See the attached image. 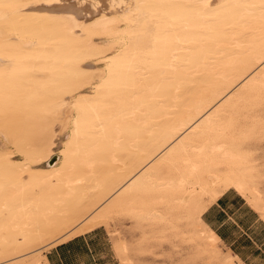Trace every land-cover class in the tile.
<instances>
[{
  "label": "bare ground",
  "instance_id": "bare-ground-1",
  "mask_svg": "<svg viewBox=\"0 0 264 264\" xmlns=\"http://www.w3.org/2000/svg\"><path fill=\"white\" fill-rule=\"evenodd\" d=\"M262 141L264 0H0V264L98 228L193 260L214 187L264 217Z\"/></svg>",
  "mask_w": 264,
  "mask_h": 264
},
{
  "label": "crops",
  "instance_id": "crops-1",
  "mask_svg": "<svg viewBox=\"0 0 264 264\" xmlns=\"http://www.w3.org/2000/svg\"><path fill=\"white\" fill-rule=\"evenodd\" d=\"M218 199L220 201L218 203L216 201L202 216L207 226L242 262L264 264V223L262 220L233 191L226 192ZM96 230L76 237L79 240L69 245L67 244L75 238L49 249L44 253L48 264H108L102 262L106 255H98L94 250V244L85 240V236ZM114 257L116 261L112 253L109 255L112 264H120L115 254Z\"/></svg>",
  "mask_w": 264,
  "mask_h": 264
},
{
  "label": "rangeland",
  "instance_id": "rangeland-1",
  "mask_svg": "<svg viewBox=\"0 0 264 264\" xmlns=\"http://www.w3.org/2000/svg\"><path fill=\"white\" fill-rule=\"evenodd\" d=\"M56 155L57 152L54 153L53 157L55 158ZM256 156L258 159L257 163L260 165V169L264 171V141H262L259 145H257ZM212 190L219 193L218 198H220L228 191L235 192L234 190H225L219 192L220 190L218 189V187H214ZM235 193L238 194L237 192ZM238 195L245 202L243 196H241L240 194ZM258 218L262 220V222L264 223V219H263L264 217L258 216ZM127 223L130 224L128 225ZM132 224L133 222L131 220L124 221L123 219L119 218L115 220L114 224H112L113 227L111 228L112 230L120 231L124 235L123 237L126 238V240H130L131 236H133L135 240H139L140 231L137 228L133 227ZM85 240L88 243L94 244L93 246L94 250L98 255H103V256L106 255V258L103 259L102 262H107L108 264H112V260L109 258V255H111L112 253L113 258L115 259L113 254L115 253V251L112 246V240L106 234V230L104 228L97 229L93 233L88 234L87 236H85ZM174 244H178V243H176V241L173 240L172 244H168L163 240V241H156L155 243L147 245L146 247L149 248L146 252L140 255H136L135 259L137 264H245L236 256V254L232 253L228 248H226L221 241L215 242L213 248H208L207 251H203V253H200L199 257L193 260H185L183 255L179 253V249L176 246H174ZM109 247L110 250L112 248L111 252L109 251ZM115 256L118 262L120 264H123L118 258L116 253Z\"/></svg>",
  "mask_w": 264,
  "mask_h": 264
},
{
  "label": "trees",
  "instance_id": "trees-1",
  "mask_svg": "<svg viewBox=\"0 0 264 264\" xmlns=\"http://www.w3.org/2000/svg\"><path fill=\"white\" fill-rule=\"evenodd\" d=\"M220 201V199H218L217 200V203ZM99 229V228H98ZM79 240V238H75V239H73L72 241H70L67 245H69L70 243H72V242H74V241H78ZM63 246V245H62ZM62 246H60V247H62Z\"/></svg>",
  "mask_w": 264,
  "mask_h": 264
}]
</instances>
